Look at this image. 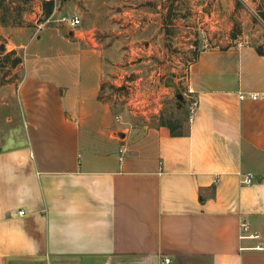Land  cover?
I'll list each match as a JSON object with an SVG mask.
<instances>
[{"label":"crops","instance_id":"obj_1","mask_svg":"<svg viewBox=\"0 0 264 264\" xmlns=\"http://www.w3.org/2000/svg\"><path fill=\"white\" fill-rule=\"evenodd\" d=\"M152 17L112 13L105 50L76 44L19 84L9 146L0 126V264H264V101L239 99L264 94L262 48L238 38L200 50L181 85L193 118L177 102L183 130L139 128L118 115L111 87L126 67L113 48L128 25L142 31L134 41H160L146 34ZM92 19L69 39L103 28ZM246 173L255 181L241 186ZM242 223L259 239H240Z\"/></svg>","mask_w":264,"mask_h":264},{"label":"rangeland","instance_id":"obj_2","mask_svg":"<svg viewBox=\"0 0 264 264\" xmlns=\"http://www.w3.org/2000/svg\"><path fill=\"white\" fill-rule=\"evenodd\" d=\"M49 1L0 0V126L6 146L12 143L6 135L20 133V127L8 121L20 108L17 88L25 75L58 66L63 55L74 54L76 44L88 54L105 50L100 44L106 42L105 27L112 13L146 9L153 15L146 34L153 39L161 36L150 44L134 41L142 31H130V25L126 32L115 33V37L124 35V41L113 48L124 59L115 65L126 70L111 87L112 96L120 99L118 115L139 128L172 124L183 130L186 115L177 108L175 91L164 88V81L172 79L181 94L188 62L200 50L227 47L238 38L264 49V0L217 1L214 9L215 0H179L176 5L174 0H52V13L45 16L43 4ZM94 15L99 16L101 30L80 37L83 41L69 39L64 19L79 17L85 30ZM17 60L20 63L13 66Z\"/></svg>","mask_w":264,"mask_h":264},{"label":"built area","instance_id":"obj_3","mask_svg":"<svg viewBox=\"0 0 264 264\" xmlns=\"http://www.w3.org/2000/svg\"><path fill=\"white\" fill-rule=\"evenodd\" d=\"M62 22L71 31H75L80 26V23H81L79 17L64 19ZM193 94H194L193 91L189 87H186V92H185V94H183V104H184V107L186 108V110L188 112V120H191L193 118L196 107H197V102L193 98ZM239 99L240 100L250 99L251 101H258V100L264 101V94H261V95H258V94H253V95L240 94ZM116 122H119L118 118H116ZM254 181H255V177L252 173H246L244 175H240L239 183L241 186H250L254 183ZM22 214H23L22 212L19 213V215H22ZM240 239H242V240H258L259 236L255 232H250L249 227L246 224L242 223L240 225ZM255 249L258 251L263 250L262 247H257ZM162 263L168 264L169 260H163Z\"/></svg>","mask_w":264,"mask_h":264},{"label":"trees","instance_id":"obj_4","mask_svg":"<svg viewBox=\"0 0 264 264\" xmlns=\"http://www.w3.org/2000/svg\"><path fill=\"white\" fill-rule=\"evenodd\" d=\"M43 5H44V7L46 8L45 16H49V15L52 13V8H53V2H52V0L49 1V2H44ZM256 52H257L259 55H264V51H263L262 49H260V48H257V49H256ZM19 63H20V61L17 60V61H15V62L13 63V66L18 65ZM176 127H177L176 125H172V124H169V125H168V128L170 129V131H171L172 134H173V132H174V130H175Z\"/></svg>","mask_w":264,"mask_h":264},{"label":"water","instance_id":"obj_5","mask_svg":"<svg viewBox=\"0 0 264 264\" xmlns=\"http://www.w3.org/2000/svg\"><path fill=\"white\" fill-rule=\"evenodd\" d=\"M69 35H72L71 33ZM165 87L173 88L175 91V99L176 101L181 105L183 103V97L182 94L179 93L178 87L174 84L172 79H166L165 80Z\"/></svg>","mask_w":264,"mask_h":264}]
</instances>
